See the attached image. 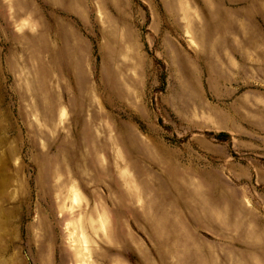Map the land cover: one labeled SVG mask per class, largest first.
Listing matches in <instances>:
<instances>
[{
    "label": "rangeland",
    "instance_id": "374dc122",
    "mask_svg": "<svg viewBox=\"0 0 264 264\" xmlns=\"http://www.w3.org/2000/svg\"><path fill=\"white\" fill-rule=\"evenodd\" d=\"M0 264H264V0H0Z\"/></svg>",
    "mask_w": 264,
    "mask_h": 264
}]
</instances>
